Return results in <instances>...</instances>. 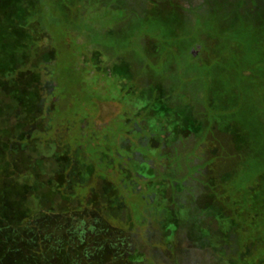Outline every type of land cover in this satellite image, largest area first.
I'll list each match as a JSON object with an SVG mask.
<instances>
[{"label":"rangeland","instance_id":"374dc122","mask_svg":"<svg viewBox=\"0 0 264 264\" xmlns=\"http://www.w3.org/2000/svg\"><path fill=\"white\" fill-rule=\"evenodd\" d=\"M18 3L0 0V218L9 224L22 225L44 209L59 213L76 211L82 195L91 197L88 186L97 190L104 182L93 179L92 186L90 183L75 186L78 200H72L62 190L66 176L53 174L58 164L52 157L56 146L51 138L62 137L67 148L74 149L76 143L83 145L88 160L93 162L96 156L86 135L93 138L94 134L95 140L100 138L104 142L105 134L110 133L112 145L114 131L119 127L114 118L134 112L145 115L144 126L156 134L155 148L163 143L159 135L162 123L169 130L167 141L190 137L188 147L198 143L192 145L191 153L196 156L191 166L199 165L193 175L200 182L207 179L202 173H226L225 180L233 172L234 187L257 182L264 185V70L259 73V66L252 64L257 59L258 65L264 64V51L259 50L258 54V47L264 46V0H36L42 15L39 28L47 34L39 42L31 41L32 44L23 21V7ZM80 60L89 68L96 67L92 68L93 78L88 80L90 84L93 81L92 89L84 74L69 69ZM248 64L256 78L251 76L243 81L250 73ZM45 65L61 76L58 85L61 103L71 101L90 112L85 137L73 123H56L51 112L49 130H42L37 113L40 99L37 84L40 79L45 82L50 79L44 74L46 70L40 71ZM111 65L110 71L106 67ZM102 73L106 78L99 82ZM133 73L138 91L127 94V99L113 98L115 91L110 85L113 79H121L124 85ZM106 83L104 90L100 86ZM122 84L119 90L126 89ZM219 92L222 103L206 105ZM166 93L177 98L183 94L190 108L167 100ZM53 106L47 95L45 116ZM206 108L209 111L221 108L225 112L223 117L209 119ZM196 117L204 127L201 144L203 135ZM32 126L34 137L27 139L26 132ZM101 130L107 132L101 134ZM36 137L49 140L41 143ZM127 165L118 175L145 176L157 203L164 205L168 192L161 180L154 178V167L148 162L132 161ZM92 168V164L82 167L80 177L89 176ZM215 181L210 179L209 184ZM124 199L129 209L138 207L134 194H124ZM87 211L82 210L79 215H88ZM90 211L93 218L98 216L96 210ZM130 219L125 213L122 222L116 221L115 225L101 219V227L106 230L110 225L118 226L120 230L116 229L122 236L131 234L142 245L145 240L147 245L141 247L144 253L148 252L156 261L161 257L162 264H171L172 260L165 259L163 253L166 239L158 224L153 221L149 225H134ZM231 224L230 219L221 217L205 225L212 233L216 264H231L225 260L229 253L226 233ZM196 229L190 231L195 234ZM90 236V233L85 236L87 246H96ZM148 245L158 248L151 251ZM177 245L182 259L198 253L185 238L179 237Z\"/></svg>","mask_w":264,"mask_h":264},{"label":"trees","instance_id":"16d2710c","mask_svg":"<svg viewBox=\"0 0 264 264\" xmlns=\"http://www.w3.org/2000/svg\"><path fill=\"white\" fill-rule=\"evenodd\" d=\"M17 1L23 7L21 12L25 17L23 21L30 43L39 42L47 34L39 28L41 24L39 21L42 19L38 6L40 1L38 4L36 0ZM262 34L264 39V33ZM259 50L264 51V46L258 47V54ZM100 52L102 53V51ZM259 62L260 60L257 59L252 64L256 67L259 66L257 69L259 73H262L264 64L258 65ZM46 64L48 63L46 62ZM112 65L106 68L109 67L111 71ZM115 65L118 64L115 63ZM93 66L95 67V65L91 67L93 68ZM249 67L247 70L250 73L244 75L243 81L255 77L252 75L251 65ZM92 68L80 60L69 69L71 72L76 70L84 74L85 81L92 89L93 81L90 84L88 80L93 78L96 67L94 70ZM43 70H46L44 74H47L50 79L46 82L40 79L37 84L40 94L37 113L41 118L42 130H49L47 124L51 112L50 116H54L56 123L65 122L71 125L73 123L77 126L78 132L83 134L82 137H85L84 134L88 133V126L91 122L90 112L86 107H82L84 110L79 109L78 106L71 104V101L62 104L60 98L62 93L58 88L61 81L60 74L53 67L52 70H48L47 65L40 68L41 72ZM51 73H54V76ZM107 74L110 72L107 71ZM101 75L103 78L98 76L99 82L105 81V75L103 73ZM134 76L133 73L131 79L127 80L124 85L120 82L121 79L117 81L114 78L110 84L114 88L113 92L115 91L112 97L127 99V94L135 92L138 86L133 83L135 82ZM71 83L73 84L74 81ZM121 84L126 88L125 90H119ZM106 85L107 83L100 87L105 90ZM74 89H79L77 84ZM47 95L52 98L54 106L47 110L48 116H45L44 102ZM165 95L167 100L187 104V107L190 108V102L185 99L183 94L180 95V98L170 97L167 93ZM207 97L209 96L204 98L205 102ZM222 97V93L219 92L214 95L213 100L210 98L206 105L220 104ZM97 101H101V99ZM64 109H68L69 112L64 113ZM206 111L209 119L223 117L225 112L221 108L214 111H209L206 108ZM75 119L76 121H74ZM145 119V115L141 112H134L127 117L118 115L114 118V122L119 123V127L114 131L112 145L110 144V133H106L107 130H101V134L106 133L104 142H101L100 138L95 140L94 134L93 138L89 134L86 135L91 140L90 147L96 156L93 162L88 160L83 145L76 143L74 149L67 148L66 145H63L62 137L61 139L60 137L51 138L56 146L52 157L58 164L53 174L66 176L62 190L69 194L72 200L77 198L74 195L75 186L87 183L92 186L93 179L102 180L104 183L97 190L88 186V189L90 188L92 191L91 197L86 196V193L82 195L84 197L76 211L59 213L44 209L22 225L9 224L0 218V264H162L161 257L156 261L148 252H143L141 247L144 248L145 240L142 245L139 240H134L131 234L122 236V232L119 234L117 231L118 226L110 225L109 229L103 230L101 219H105L107 222L109 220L111 224L116 221L121 223L123 213L131 218L134 225L136 223L149 225L153 221L158 224L157 228L162 232L164 240L166 239L163 243V253L166 255L165 259L172 260L171 264H216L218 262L216 249L211 244L212 233L205 225L208 221L221 217L228 218L233 222L230 230L226 233L227 252L229 253L225 260L231 264H264V185L257 182L246 187H234L231 183L233 172H230L225 180L223 177L226 173L210 175L200 172L207 178L200 182L193 175L198 172L199 165L191 166V162L196 156L191 153L192 145L196 142L188 147L190 140L188 138L190 137L180 138L176 142L167 141L169 130L162 123L159 135H161L163 143L160 147L155 148L156 134L151 133L144 126ZM196 121L203 135V124L197 117ZM109 131L111 130L109 129ZM34 133L35 129L32 126L26 132V138H33ZM36 138L41 143L49 140H44L43 137ZM204 138L203 135L199 144L204 141ZM236 140L239 138L236 137ZM239 142L241 141L239 140ZM233 143L236 145L235 140ZM197 145L198 143L195 146ZM62 157L66 160L60 161ZM132 161L148 162L154 167V178L160 179L168 192L164 205L157 203L155 193L149 187L150 180L145 176L139 173H131L127 177L118 175L128 168L127 163ZM89 164H92L93 171L89 176L81 178L80 169ZM210 179L216 180L213 185L209 184ZM198 183H202V187L197 185ZM259 186L260 188L257 190L256 187ZM124 194L137 196L138 207L129 209L124 202ZM97 197L100 201L94 202L93 198ZM93 209L98 214L95 218L90 214V210ZM82 210L83 212L88 210L86 213L88 215H79ZM100 216L101 218H99ZM194 227L197 228L195 234L190 231ZM88 233L91 235L90 239L96 242V246H87L85 236ZM179 237L189 240L192 248L198 250V253H195L192 258L182 259L177 245ZM147 238L146 240H150ZM148 246L150 250L158 248L157 245ZM134 252L137 254H133Z\"/></svg>","mask_w":264,"mask_h":264}]
</instances>
